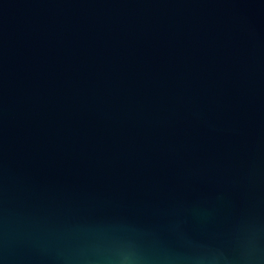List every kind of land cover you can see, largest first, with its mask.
<instances>
[{
  "label": "water",
  "instance_id": "water-1",
  "mask_svg": "<svg viewBox=\"0 0 264 264\" xmlns=\"http://www.w3.org/2000/svg\"><path fill=\"white\" fill-rule=\"evenodd\" d=\"M0 264H264V0H0Z\"/></svg>",
  "mask_w": 264,
  "mask_h": 264
}]
</instances>
